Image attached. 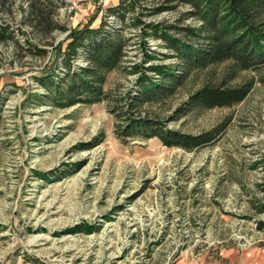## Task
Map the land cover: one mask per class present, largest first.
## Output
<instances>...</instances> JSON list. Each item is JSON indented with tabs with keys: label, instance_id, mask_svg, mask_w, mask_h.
<instances>
[{
	"label": "rangeland",
	"instance_id": "rangeland-1",
	"mask_svg": "<svg viewBox=\"0 0 264 264\" xmlns=\"http://www.w3.org/2000/svg\"><path fill=\"white\" fill-rule=\"evenodd\" d=\"M33 0H11L0 13L14 40L0 42V260L31 264H264V66L233 72L225 61L192 72L175 95L133 110L158 116L182 132L199 134L224 120L214 143L194 150L168 147L158 138L120 139L110 111L130 106L113 97L135 90L133 64L149 65L146 51L167 53L163 40L145 34L148 23L191 24L187 4L153 13L165 0H131L127 21L106 16L121 0H51L54 21L75 29L106 17L124 26L126 55L108 75L111 97L94 104L57 106L39 81L63 76L55 46L69 31L43 35L25 13ZM46 5L50 0H45ZM139 16L145 24L133 26ZM47 48L33 53L27 41ZM52 40L54 45H47ZM166 62H171L166 60ZM76 63L83 64L78 60ZM252 83L242 102L196 109L176 121L173 110L206 84ZM133 109V108H132ZM103 136L92 148L82 144ZM80 164V169L69 173ZM72 166V167H71ZM74 172V171H73ZM47 178H46V177ZM87 227L80 231V227Z\"/></svg>",
	"mask_w": 264,
	"mask_h": 264
},
{
	"label": "trees",
	"instance_id": "trees-1",
	"mask_svg": "<svg viewBox=\"0 0 264 264\" xmlns=\"http://www.w3.org/2000/svg\"><path fill=\"white\" fill-rule=\"evenodd\" d=\"M167 4L155 7L153 13L174 9L176 4H187L186 17L198 20V25L148 23L145 34L164 41L168 52L161 57L148 53L147 66L133 64L132 69L139 73L136 88L126 97H113L114 101L130 106L128 110L120 105L111 107L124 123L116 127L117 136L128 138H158L168 147L194 150L216 142L227 129L229 122L224 120L215 127L191 134L176 130L167 125V120L158 116L133 111L147 103L165 101L175 95L192 72L211 65L231 61L233 72L258 70L264 66V0H165ZM45 0H33L25 13V21L32 30L50 35L54 29H70L57 24ZM135 3L121 0L107 9L106 16H116L122 22L134 10ZM12 12L11 0H0V13ZM94 17L81 27L71 29L63 42L55 46L57 59L62 57L65 67L63 76L47 71L39 81L47 89L45 97L52 98L59 107L77 104H94L111 97L104 89L108 75L120 67L127 49L128 39L124 26L117 27L103 18L98 26H92ZM131 25L145 24L139 16L132 18ZM16 32L9 23H0V42L14 40ZM33 53L46 54L47 48L27 41ZM47 45H54L47 40ZM78 60L83 64L76 63ZM170 60L171 62H166ZM252 90L251 82L238 86H228L226 81L218 85L206 84L193 92L186 101L173 110L169 121H176L196 109L232 107L245 100ZM133 108V109H132ZM103 136L96 138L83 148L89 149L101 144ZM72 167V166H71ZM81 165L77 164L69 173H75ZM46 177V176H45ZM47 178V177H46ZM264 210V205L262 208ZM87 227H80L84 231Z\"/></svg>",
	"mask_w": 264,
	"mask_h": 264
},
{
	"label": "crops",
	"instance_id": "crops-1",
	"mask_svg": "<svg viewBox=\"0 0 264 264\" xmlns=\"http://www.w3.org/2000/svg\"><path fill=\"white\" fill-rule=\"evenodd\" d=\"M0 264H31L28 263L26 261H22V260H5V261H1L0 260Z\"/></svg>",
	"mask_w": 264,
	"mask_h": 264
}]
</instances>
